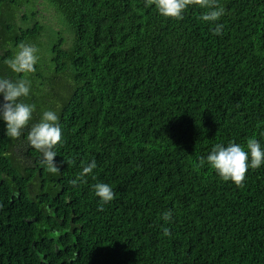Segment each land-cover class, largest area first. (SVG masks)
<instances>
[{
	"label": "trees",
	"instance_id": "16d2710c",
	"mask_svg": "<svg viewBox=\"0 0 264 264\" xmlns=\"http://www.w3.org/2000/svg\"><path fill=\"white\" fill-rule=\"evenodd\" d=\"M217 4L204 22L198 5L173 19L145 0H0V78L23 75L6 63L19 45L38 57L30 125L12 140L0 123V264H264V166L237 186L199 160L264 146V0ZM44 110L58 173L26 139Z\"/></svg>",
	"mask_w": 264,
	"mask_h": 264
},
{
	"label": "clouds",
	"instance_id": "9594fccd",
	"mask_svg": "<svg viewBox=\"0 0 264 264\" xmlns=\"http://www.w3.org/2000/svg\"><path fill=\"white\" fill-rule=\"evenodd\" d=\"M193 5L207 9L200 16L204 22H216L225 14V9L218 6L217 0H145L146 7L154 6L160 16L173 19H181L189 6ZM222 27L217 24L214 34L219 35ZM36 52L29 44L19 45L14 56L6 63L14 73L23 75L15 81L0 78V123L4 125L5 136L12 140L18 139L33 119L35 106L23 102L21 98L28 97L31 92V83L24 76L35 71L38 61ZM59 119L56 111H42L40 121L31 125L26 136L29 146L41 154V163L53 173H58L61 167L56 151V146L62 141ZM199 160L201 165L206 162L223 181L240 186L249 169L264 166V146L255 137L247 141L246 148L236 143L227 146L216 144L206 157ZM96 167V161L92 160L82 167L78 179L84 180ZM94 192L102 205L115 197L111 185L106 183L96 184ZM170 217L171 213H165L166 220ZM164 231L168 234L167 229Z\"/></svg>",
	"mask_w": 264,
	"mask_h": 264
},
{
	"label": "rangeland",
	"instance_id": "374dc122",
	"mask_svg": "<svg viewBox=\"0 0 264 264\" xmlns=\"http://www.w3.org/2000/svg\"><path fill=\"white\" fill-rule=\"evenodd\" d=\"M41 118V117H40ZM40 118H39V120L38 121H36L35 123H38L39 121H40Z\"/></svg>",
	"mask_w": 264,
	"mask_h": 264
},
{
	"label": "bare ground",
	"instance_id": "6f19581e",
	"mask_svg": "<svg viewBox=\"0 0 264 264\" xmlns=\"http://www.w3.org/2000/svg\"><path fill=\"white\" fill-rule=\"evenodd\" d=\"M113 38V37H112ZM118 49V48H117ZM72 89V88H71ZM176 126V125H175Z\"/></svg>",
	"mask_w": 264,
	"mask_h": 264
}]
</instances>
